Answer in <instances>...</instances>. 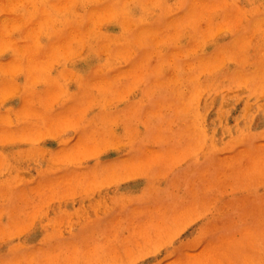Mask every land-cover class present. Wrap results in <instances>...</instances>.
<instances>
[{"label":"rangeland","instance_id":"374dc122","mask_svg":"<svg viewBox=\"0 0 264 264\" xmlns=\"http://www.w3.org/2000/svg\"><path fill=\"white\" fill-rule=\"evenodd\" d=\"M0 264H264V0H0Z\"/></svg>","mask_w":264,"mask_h":264}]
</instances>
